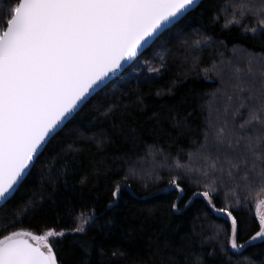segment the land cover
Wrapping results in <instances>:
<instances>
[{"label":"trees","instance_id":"16d2710c","mask_svg":"<svg viewBox=\"0 0 264 264\" xmlns=\"http://www.w3.org/2000/svg\"><path fill=\"white\" fill-rule=\"evenodd\" d=\"M228 2L204 0L89 100L48 146L22 193L0 209V236L21 229L60 230L70 226L65 224L70 208L86 206L98 216L87 234L76 238L90 243L89 254L72 248V237L60 244L59 238L53 239V247L62 248L72 264H192L194 255L201 256L202 264H264L260 241L239 253H221L208 237L219 227L224 230L219 239L226 243L227 221L213 215L203 198L187 207L184 200L179 212L173 210V197L166 189L168 180L179 177L189 195L196 190L197 177L186 169L202 163L197 149L205 133L211 139L225 115L232 119L237 106L232 88L235 69L246 72L251 61L257 80L264 69V33L253 36L242 27H226L227 12L220 6ZM10 6L9 0L0 3V28ZM244 23L256 26L252 18ZM198 40L205 43L198 47ZM159 57L167 62L166 70L148 73L146 68L160 67ZM177 163L185 170L176 168ZM68 164L66 179L72 187L64 186L63 175L53 183L50 178ZM92 173L96 175L89 182H78L81 175ZM116 183L128 187L122 189L118 205L109 207ZM40 189L44 199L39 209L8 227L20 216L21 195L26 200ZM263 196L264 186L259 185L242 196L234 212L242 222L238 242L259 231L254 202ZM214 202L220 206V199L214 197ZM214 250L216 254L209 255Z\"/></svg>","mask_w":264,"mask_h":264},{"label":"snow or ice","instance_id":"6c2138e0","mask_svg":"<svg viewBox=\"0 0 264 264\" xmlns=\"http://www.w3.org/2000/svg\"><path fill=\"white\" fill-rule=\"evenodd\" d=\"M9 3L4 26L0 28V209L22 193L37 162L71 114L86 104L124 62L136 57L144 45L178 24L196 0H9ZM220 11L227 12L226 27H242L253 36L264 33V0H229L221 4ZM249 18L256 21V26L249 28L244 23ZM195 43L199 47L205 41ZM159 59L160 67H148V73L166 70L167 62L163 57ZM246 68V72L239 67L235 69L236 82L232 88L237 106L231 113V121L225 115L212 130L211 139L205 133L197 149V158L202 163L186 169L197 177L196 190L189 195L179 177L166 183L167 195L173 197V210L179 212L184 200L187 207L195 199L203 198L213 215L227 221L226 243L225 239H219L224 231L219 227L208 237L216 241L225 255L231 250L239 253L257 240L264 243V199L254 202L253 215L258 219L259 231L244 242H238L242 222L234 214L241 206L242 196L257 185L264 186V69L257 80L251 61ZM111 109L109 105L107 111ZM192 155L189 153L190 160ZM69 167L71 164L50 178L52 182L63 175L64 186L72 187L66 179ZM176 168L185 170L180 163ZM95 175H81L78 182L83 185ZM126 187V183L113 185L109 207L118 205ZM42 190H33L26 200L21 195L20 216L8 227L39 209V201L44 199L39 194ZM214 197L220 199L219 207ZM97 216L91 207L70 208L65 220L70 226L60 230L53 227L37 235L21 229L2 235L0 264H72L63 255V249L54 248L49 238H59L56 242L60 244L72 237V248L88 255L90 243L76 237L86 235ZM215 254V250L209 253ZM192 264H202L201 256L194 255Z\"/></svg>","mask_w":264,"mask_h":264},{"label":"water","instance_id":"95a60500","mask_svg":"<svg viewBox=\"0 0 264 264\" xmlns=\"http://www.w3.org/2000/svg\"><path fill=\"white\" fill-rule=\"evenodd\" d=\"M204 0H196V3L189 8V10L187 11V13L180 19V21L186 17L190 12L194 11ZM1 3V2H0ZM172 28V27H170ZM169 28V29H170ZM168 29V30H169ZM167 30L163 31L162 34L164 32H166ZM161 34V35H162ZM159 35V37L161 36ZM158 39V38H157ZM155 39L154 42H150L149 44L147 45H144L137 53V56L132 58L131 60H128L126 62H124L123 64V67L121 69H119L115 74L111 75L110 77H108L106 80H105V83L104 85L101 86V88L97 89L95 93L92 94V97L93 98L100 90H102L105 86H107L110 82H112L114 79H116L118 76H120L121 74H123L141 55H143L154 43L155 41L157 40ZM89 102V101H88ZM87 102V103H88ZM86 103V104H87ZM86 104H82L79 106V110L78 111H74L71 116L68 118L67 122H66V125L67 123L86 105ZM65 125V126H66ZM64 126V127H65ZM63 127V128H64Z\"/></svg>","mask_w":264,"mask_h":264},{"label":"rangeland","instance_id":"374dc122","mask_svg":"<svg viewBox=\"0 0 264 264\" xmlns=\"http://www.w3.org/2000/svg\"><path fill=\"white\" fill-rule=\"evenodd\" d=\"M260 199H264V196L261 197ZM24 230H26V231H32L34 234H37V235H42V234H44L46 232V230L45 231H34V230H29V229H24ZM53 239L54 238H49V242L52 243V244H53ZM255 242H259V240L255 241Z\"/></svg>","mask_w":264,"mask_h":264}]
</instances>
